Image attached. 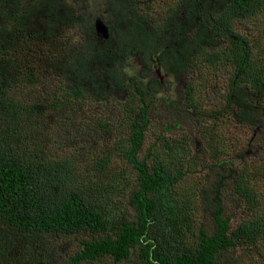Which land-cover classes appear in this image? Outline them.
<instances>
[{"label":"trees","instance_id":"trees-1","mask_svg":"<svg viewBox=\"0 0 264 264\" xmlns=\"http://www.w3.org/2000/svg\"><path fill=\"white\" fill-rule=\"evenodd\" d=\"M146 5L140 0H0V264H100L106 259L115 264H224L227 252L264 243V196L235 161L206 169L231 179L247 214L232 226L221 180L208 196L214 208L209 229L192 196L180 187L185 176L197 171L190 162H195L197 142L193 149L189 138L171 134L177 125L167 123L157 146L145 150L151 110L164 89L158 75H150L154 68L175 77L201 68H231L218 109L200 82L186 85L179 108L184 120L231 115L240 124L264 125V56L238 29L264 16V0H172L162 16ZM99 18L109 28L107 40L97 34ZM36 20L46 38L65 28L56 52L44 48L46 40L33 44L25 35ZM34 51L39 52L36 63ZM133 58L140 63L135 75ZM42 77L53 88L46 95ZM117 97L122 128L115 127V113L96 115L88 141L96 153L103 140L95 139L91 129L108 134L115 129V151L128 167L119 169L109 157L94 159L93 171L102 175L95 181L87 178L93 171L79 172L75 157L52 158L45 136L52 125L71 138L76 130L72 115L82 105ZM62 112L69 113L64 124L58 118ZM206 131L203 140L209 144ZM171 154L177 161L169 162ZM179 159L189 161L187 168ZM120 187L129 189L126 197L136 215L127 218L112 210L113 193ZM73 237L79 238L73 252L65 254L55 244Z\"/></svg>","mask_w":264,"mask_h":264},{"label":"rangeland","instance_id":"rangeland-1","mask_svg":"<svg viewBox=\"0 0 264 264\" xmlns=\"http://www.w3.org/2000/svg\"><path fill=\"white\" fill-rule=\"evenodd\" d=\"M146 2V7L153 8V12L156 16H162L164 14L166 5L172 0H140ZM106 25L105 18L101 19ZM39 21L30 24L24 30L26 36L31 37L33 44H37L39 40H46L44 48L47 51H57L61 44L62 31L65 29L63 26L58 27L59 33H55L50 37H44ZM240 32L248 37L254 45V50L264 56V16L256 17L251 22H245L238 28ZM78 33V31H76ZM79 34V33H78ZM81 34L75 37L76 42L81 40ZM54 37V39H53ZM102 37V36H101ZM65 38V34H64ZM23 42L26 38H22ZM78 40V41H77ZM2 44V43H0ZM24 48H18V51L23 54ZM32 60L36 63L38 51H34ZM24 55V54H23ZM139 59L133 58L130 60L131 73L133 75L139 74L140 66ZM231 68H201L193 71L188 75H182L175 77L170 75H164L161 70L154 68L150 71V75H158L164 84V89L160 93L157 99L154 101V106L151 110V117L153 123L147 134V144L145 150L152 146H157L159 137L164 134L165 124L177 125L176 129L171 133L174 136L186 137L192 141V147L194 149L195 143L198 142L197 153L191 161L197 171L185 176L184 180L180 181V187L184 191H187V195L192 196V200L196 204L198 217L201 222L204 223L209 229H211L212 223V211L213 206L210 205L208 196H211V190L214 189L215 185L221 180H224L225 186L220 191L224 197V207L226 215L232 216V226L236 228L244 216L247 214L246 207L240 202V200L234 195L231 179L220 171L215 174H209L208 166L215 164L228 163L229 161H235L237 168H242L243 172L246 173V178L253 186L256 187L260 195L264 196V125L251 127L244 124L237 123L233 116L229 115L226 118H198V117H187L184 120L185 114L179 110L180 106L183 108V103L180 100L181 94L185 89L186 85L190 81L200 82L199 84L204 86L207 94H211V98L214 102L213 109H218L219 103L218 98L220 90L228 87L229 78L231 76ZM42 93L48 94L53 88H48L47 78L42 77ZM54 84V83H53ZM198 84V83H197ZM198 84V85H199ZM55 85V84H54ZM114 97V96H111ZM116 98L115 101L109 102L102 101L97 102L90 99V103L82 105V110L77 112V116L72 115V123L75 124L76 130H72V137L68 138L66 132H62L60 127L52 125L49 128L48 133L45 134L47 137V143L50 144V148L53 151V159L60 160L70 157L77 159V168H80L79 172L82 171H93L94 159L100 160L101 158H112L119 162L116 163L117 167H128L125 162L121 160L118 152L115 151L116 142L118 135L115 133V129L112 134L103 132L100 128L91 129L93 137L95 139H101L103 142L100 144L102 147L96 153H93L90 148V142L88 141L89 135L87 133L88 127L93 126V118L97 116H108L110 113L114 114L115 127L122 128L121 124L125 123L122 121V107L118 103ZM179 101L174 104V101ZM174 102V103H173ZM68 112L60 113L58 118L61 123L68 121ZM175 114V115H174ZM207 128L208 138H212L209 144L203 140L202 132ZM170 135V134H169ZM92 138L91 140H95ZM158 140V141H157ZM62 141V142H61ZM64 145H63V144ZM212 143V144H211ZM160 148V147H158ZM157 148V149H158ZM146 152V151H145ZM143 153L144 155L146 153ZM218 152V156L215 153ZM156 153V151H155ZM142 155V157L144 156ZM164 155V154H162ZM170 155V154H169ZM169 155L166 159H168ZM178 156L171 154L169 162L177 161ZM49 159V158H48ZM93 160V161H92ZM181 160V159H179ZM189 161L186 159L180 161L179 165L187 168ZM194 168V169H195ZM212 171V169H211ZM86 172V173H87ZM102 175H95V172H89L87 178L97 180ZM130 185L133 184L134 176L130 175ZM209 182V184H208ZM129 189L120 187L113 193V201L111 202L112 210L118 215L134 216L136 213L129 207L128 198L126 197ZM209 191V193H208ZM79 238H63L57 239L55 244L63 249L64 253L73 252L78 247ZM60 250V249H59ZM264 255V243L259 244L256 247L253 246H239L236 250L227 252L221 260L224 264H260L262 256ZM100 264H115L112 260L106 259ZM120 264H132L131 262H124Z\"/></svg>","mask_w":264,"mask_h":264},{"label":"water","instance_id":"water-1","mask_svg":"<svg viewBox=\"0 0 264 264\" xmlns=\"http://www.w3.org/2000/svg\"><path fill=\"white\" fill-rule=\"evenodd\" d=\"M95 28H96L97 34L100 37L102 36L101 38L105 40L109 39V35H110L109 28L107 25L104 24V22L100 18L96 20Z\"/></svg>","mask_w":264,"mask_h":264},{"label":"flooded vegetation","instance_id":"flooded-vegetation-1","mask_svg":"<svg viewBox=\"0 0 264 264\" xmlns=\"http://www.w3.org/2000/svg\"><path fill=\"white\" fill-rule=\"evenodd\" d=\"M198 146H199V143L197 142V145H196V147L198 148Z\"/></svg>","mask_w":264,"mask_h":264}]
</instances>
